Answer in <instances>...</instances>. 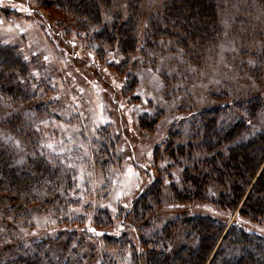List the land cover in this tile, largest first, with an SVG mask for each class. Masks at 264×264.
Instances as JSON below:
<instances>
[{"label":"trees","instance_id":"obj_1","mask_svg":"<svg viewBox=\"0 0 264 264\" xmlns=\"http://www.w3.org/2000/svg\"><path fill=\"white\" fill-rule=\"evenodd\" d=\"M258 1L264 4V0ZM39 2L42 7L63 11L70 19L55 29L28 0H0V9L8 8L13 14L22 16H38L46 37L51 39L67 64L68 71L64 72L60 65L54 74L69 80L68 86L75 84L76 76L82 77L83 87L100 91L112 124L94 131L93 134L98 133V139L90 137L85 124L78 125L75 128L79 134L77 145L87 147L88 153L78 152L80 160L75 161L73 153L36 154L34 138L37 135L32 128L21 124L22 117H13V121L7 123L28 153L24 151L26 161L21 160L16 148L0 141V207L6 216L11 215L23 225L22 237L7 246L9 255L0 259V264H82L84 256L75 252L77 248L71 254V244L76 240L81 243L89 240L87 247L95 250L93 243L97 236L113 243L128 236L135 251L131 258H142L146 264H264V97L249 96L204 111L198 120H192L189 131H185L187 135L178 133L176 123L158 128L162 118L159 112L142 114L136 119L135 108L141 105L140 96L136 94L139 83L129 67L131 61L134 64L137 59L136 51L145 50L136 38L137 1L130 7L125 22L116 15L107 24L102 9L109 10L113 0ZM216 6V0H169L163 8L161 22L152 24L155 40L168 30L159 25L165 22L168 27L181 31L182 36L176 33L180 44L187 45L188 40L195 43H192L189 55L198 48H207L218 32ZM70 33L90 35L96 41L95 54L90 55L81 42L71 41ZM115 47L122 58L109 60L107 51ZM30 64L19 48L0 43L1 97L21 105H28L38 98L39 87L34 89L30 82L33 72ZM87 70L93 78L87 77ZM38 109L43 112L41 105ZM114 123L120 132L116 134L119 141L110 138ZM61 130L53 132L60 134ZM47 132H50L48 128ZM142 132L147 133L146 137ZM64 134L69 136L70 132ZM185 136L187 141L182 143ZM118 146L133 154L132 157L140 152L141 158L135 160L133 157V160L152 181L147 192H143V188L127 207L116 206L112 212L108 207H95L105 185L102 184L101 188L96 185V192L91 190L89 197H84L79 189V176L84 171L89 172L85 178L94 179L96 183L101 177L106 178L107 173L116 167L118 159L123 160L114 153ZM197 148L214 154L209 158L195 157L193 153ZM147 152L152 154L153 168L145 163L147 158L142 159ZM165 153L170 155L173 163L167 162L163 166L160 162ZM175 167L182 168V181L179 187V180H172L175 175L170 173V195L177 203L192 204L193 209L169 224L168 229L147 240L138 235L135 227L161 204L166 180L163 172H171ZM256 174L258 176L249 191ZM217 188L221 190L218 192ZM247 191L248 197L245 198ZM84 199L86 203L82 202ZM39 214H49L56 219L54 231H25L27 227L32 228L33 219ZM127 221L133 223L129 226ZM174 229L187 232V239L195 237V244L169 249L171 240H175L172 239ZM117 238L122 239L118 241ZM60 243L64 255L56 261L51 247Z\"/></svg>","mask_w":264,"mask_h":264},{"label":"rangeland","instance_id":"obj_2","mask_svg":"<svg viewBox=\"0 0 264 264\" xmlns=\"http://www.w3.org/2000/svg\"><path fill=\"white\" fill-rule=\"evenodd\" d=\"M135 1L138 5L136 38L141 48L144 45V51H146L137 50L135 53L137 59L134 61L136 66L132 60L129 67V71L137 76L139 83L136 94L140 96L141 105L135 108L136 119L142 114L159 112L162 114V118L158 128L162 129L170 123H176L178 133L180 131L187 135L192 120H198L200 113L204 111L230 105L234 101L249 96L264 97V4L258 0H216L218 32H216L214 42L207 48H200L201 50L198 48L189 55L190 48L195 43L188 40L187 45L180 44L176 37H178L177 34L182 36L181 31L168 27L165 22L159 25L168 30L164 34L158 35L157 40L154 38L152 24L161 22L163 8L169 0H113L109 10L102 9V17L106 24L110 23V20L116 15L125 22L130 7L134 5ZM28 2L33 9L41 11L46 17V21L51 23L55 29L59 27L60 23L70 19L69 15L63 11L42 7L39 0H28ZM37 17L36 14L28 17L13 14L12 10L8 8L0 9V43L19 48L29 58L33 68L30 82L34 89L39 87L38 98L28 105H21L20 102L15 104L0 96V141L16 148L19 151L20 159L24 158L25 160L27 151L23 150V143L19 141V136L12 133L6 126L7 123L13 121V117H16L15 119L22 117L21 124L32 128L35 136L37 135L34 138L36 154L73 153L75 161H79L80 157L77 153L87 154L88 148L77 145L78 140L76 139L79 134L75 128L85 124L90 131L88 134L91 133L90 137L98 139L99 135L97 132L96 135L93 134L94 131H99L102 126L112 124V120L108 117L109 114L107 115L108 111L104 106V98L100 91L98 92L95 88L83 87L81 85L82 77L76 76L78 79L73 81L75 84L68 86L70 85L69 80L54 74L60 65L65 72L68 69L67 64L57 52V48L53 46L51 39L46 37ZM68 37L73 42H81L85 45L86 47H84L90 55L95 54L96 41L90 35L70 33ZM107 53L109 60L122 58L116 47L108 50ZM86 74L87 77L93 78L90 71ZM40 105L43 112L38 109ZM72 118L74 122L71 120ZM115 123L112 126L114 130L110 138L119 141L116 134H120V132H118L119 129L116 128ZM117 126L120 125L117 124ZM47 128L50 132H47ZM60 128L62 129L60 134L53 132ZM65 132H70V135H65ZM142 134L144 137L147 135L144 132ZM183 139L182 143H185L186 136ZM70 143H74V145H70ZM203 152L205 151L197 148L193 156L209 158L214 154L205 152L203 155ZM114 153L123 157V160L120 161L117 158L116 167L107 173L106 178L101 177L96 183L94 179L93 182L91 179L85 178L89 172L84 171L79 176V189L83 192L84 197H89L92 191L96 192V185L98 188H101L102 184L105 185L103 193L97 197L95 207H108L112 212H115L116 206L117 208L119 206L127 207L143 188V192L144 190L147 192L152 181L145 170L138 163L135 164V160L141 158L140 152L133 156L136 158L135 160H133V154H128L123 150V147L119 148L118 146ZM145 156L142 159L147 158L145 163L151 166L152 154L147 152ZM162 159L164 160L160 164L163 166L167 165V162H172L168 153H165ZM164 169L165 167L162 171ZM155 171L157 172L158 169L156 168ZM170 171L163 172L166 180L161 204L148 215L144 222L135 227L138 235L145 236L147 240L164 229H168L169 224L188 215L193 209L192 204H180L171 197L168 183L171 180L170 173H174L175 177L173 176L172 180L175 178L179 180L178 186L180 187L182 168L175 167ZM258 174L252 178L249 191ZM219 190L221 189H216L218 192ZM249 191L246 192L245 198L248 197ZM100 195H102L101 198H99ZM86 201V199L82 200L83 203ZM237 211L230 220L229 226ZM130 223L133 221H127V225L130 226ZM32 224V228L27 227L25 231L51 233L55 230L57 221L52 215L39 214L34 217ZM116 225L119 226L117 223ZM22 228L21 222L15 220L11 215L6 216L0 207V259L4 260L8 257L9 251L6 248L22 237ZM119 228L126 230L125 227ZM178 230L174 229L172 232L174 234L172 239L175 238V240L173 242L171 240L169 249L176 250L179 246H187L192 242L195 244V237L187 239V232ZM117 239L121 241L122 238ZM129 239L126 236L121 242L114 241L113 243L97 236L93 243L96 245V251L93 250V247H87L89 240L82 243L80 240H76L71 244L70 253L72 254L73 249L77 248L78 250L75 252L78 251L84 256L82 264H146L142 258L136 260L131 258L135 251L132 248V242L129 243ZM79 243H81V248L77 247ZM51 252L56 261L57 259L61 260L64 255V247L61 243L53 245Z\"/></svg>","mask_w":264,"mask_h":264},{"label":"snow or ice","instance_id":"obj_3","mask_svg":"<svg viewBox=\"0 0 264 264\" xmlns=\"http://www.w3.org/2000/svg\"><path fill=\"white\" fill-rule=\"evenodd\" d=\"M49 147H51V145H49Z\"/></svg>","mask_w":264,"mask_h":264}]
</instances>
